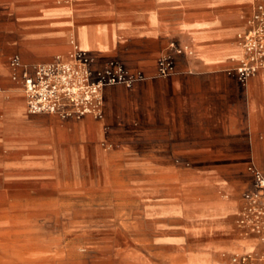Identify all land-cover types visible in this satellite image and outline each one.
<instances>
[{"label":"crops","instance_id":"obj_1","mask_svg":"<svg viewBox=\"0 0 264 264\" xmlns=\"http://www.w3.org/2000/svg\"><path fill=\"white\" fill-rule=\"evenodd\" d=\"M253 3L0 0L1 194L37 182L51 195L83 196L62 210L85 212L76 228L90 238L116 235L120 224L103 218L128 196L147 212V232L161 238L166 213L209 192L227 199L201 204L224 228L219 215L241 204L244 181L252 187L247 166L264 172V68L244 85L227 73ZM70 34L97 66L118 60L145 78L105 87L100 118L30 114L10 59L51 61L66 53ZM170 41L193 53L175 55V72L160 77L157 57Z\"/></svg>","mask_w":264,"mask_h":264},{"label":"rangeland","instance_id":"obj_2","mask_svg":"<svg viewBox=\"0 0 264 264\" xmlns=\"http://www.w3.org/2000/svg\"><path fill=\"white\" fill-rule=\"evenodd\" d=\"M248 187L246 180L238 207L219 215L222 229H215L217 214L201 205L227 200L220 195L185 196L180 209L158 222L164 226L161 238L147 232V212L136 211L133 198L119 196L117 210L103 218L120 224L116 235L90 238L76 228L85 212L62 210L70 203L77 208L83 196L51 195L37 182H26L20 192L11 186L9 196L0 192V264H238L234 255H259L264 248V200L256 206L246 202ZM241 243L251 248H240Z\"/></svg>","mask_w":264,"mask_h":264},{"label":"built area","instance_id":"obj_3","mask_svg":"<svg viewBox=\"0 0 264 264\" xmlns=\"http://www.w3.org/2000/svg\"><path fill=\"white\" fill-rule=\"evenodd\" d=\"M240 54L230 59L233 66L227 73L241 84L264 68V0H254L244 28L236 33ZM69 48L64 55L51 61L22 63L15 55L11 57L10 79L23 92L27 112L49 114L61 120L81 119L86 115L102 116L103 90L107 86L122 84L130 87L145 78L140 72H130L118 60H108L97 66L95 59L69 35ZM193 53L186 45L170 41L156 61V75L166 77L175 72L174 56ZM252 175V187L243 194L244 200L256 206L264 200V172L255 164L247 166ZM264 258V248L259 255L239 256L238 264H258Z\"/></svg>","mask_w":264,"mask_h":264},{"label":"bare ground","instance_id":"obj_4","mask_svg":"<svg viewBox=\"0 0 264 264\" xmlns=\"http://www.w3.org/2000/svg\"><path fill=\"white\" fill-rule=\"evenodd\" d=\"M239 256H241V255L236 254V255H234L233 259L235 260V259L239 258Z\"/></svg>","mask_w":264,"mask_h":264}]
</instances>
